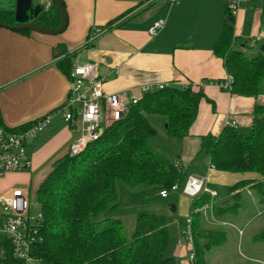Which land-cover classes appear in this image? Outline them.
Listing matches in <instances>:
<instances>
[{
	"label": "crops",
	"instance_id": "crops-1",
	"mask_svg": "<svg viewBox=\"0 0 264 264\" xmlns=\"http://www.w3.org/2000/svg\"><path fill=\"white\" fill-rule=\"evenodd\" d=\"M63 1L68 26L62 34L22 33L0 27L2 123L8 128H18L51 116L50 126L27 145L36 188L50 173L52 164L66 155L80 136V130L65 121L63 107L71 81L58 67L64 58H71L72 66L77 62L96 65L106 95H125L150 83L206 82L205 98L190 135L184 140H168V145L176 148L175 164L179 162L187 176L206 179L207 188L216 194L209 195L213 204L220 196V189L231 191L239 182L261 179L253 173L232 174L213 169L209 155L201 147L203 136H218L229 124H235L244 134L250 132L255 108L264 107V95L237 96L217 85L229 76L224 61L214 53L227 21L228 0H177L175 4L169 0ZM16 4L17 0H0V12H15ZM261 4L262 0H247L234 17L237 41L250 43L246 50H259L264 42ZM160 20L165 21L164 29L150 37L149 29ZM112 21V27L103 30L96 42H89L96 28L103 29ZM164 133L165 129L159 132ZM244 191L254 192L249 186ZM160 192L157 198L173 199L176 217L187 216L188 220L194 201L180 193H171L163 199ZM155 204L157 208L162 206L160 202ZM176 224H169L170 229H177ZM202 225L207 227L204 222ZM186 227L187 221L182 234ZM174 242L171 255L178 264H195L190 259L193 247L188 245V240L176 236Z\"/></svg>",
	"mask_w": 264,
	"mask_h": 264
},
{
	"label": "trees",
	"instance_id": "trees-1",
	"mask_svg": "<svg viewBox=\"0 0 264 264\" xmlns=\"http://www.w3.org/2000/svg\"><path fill=\"white\" fill-rule=\"evenodd\" d=\"M227 16L214 53L224 61L228 75L234 79L230 91L233 95L260 97L264 95V42L256 56H247L245 49L250 43L238 44L234 17ZM261 21L264 25V0ZM0 22L17 25L15 13L0 12ZM32 23L49 30L60 27L61 14L53 0L51 8L48 11L43 8ZM113 24L114 21L110 22L102 30L110 29ZM58 67L70 78L71 58H64ZM204 98L203 90L184 88L181 84L148 93L139 104L130 107L122 120L108 127L98 141L89 144L84 153L77 157L67 153L57 159L34 191L43 215L44 239L33 249L34 258L40 264H178L177 259L168 254L170 227L165 215L140 211L131 236L126 233L122 220L110 219L107 215L117 212L118 183L131 190L183 187L188 177L180 163H172L149 145L159 135V130L149 122L148 116L164 119L168 137L184 140L190 135ZM32 124L17 130L24 131ZM201 143L213 169L261 177L239 182L231 188L236 201L232 209L239 208L241 193L247 186L264 202V107L255 108L250 132L244 134L226 126L218 136H203ZM209 200V195H203L193 203L195 264H202L205 253L221 246L226 239L225 233L204 227L198 221L202 211L210 209ZM229 209L219 207L216 214ZM0 264H24L12 256L6 240L0 242Z\"/></svg>",
	"mask_w": 264,
	"mask_h": 264
},
{
	"label": "built area",
	"instance_id": "built-area-1",
	"mask_svg": "<svg viewBox=\"0 0 264 264\" xmlns=\"http://www.w3.org/2000/svg\"><path fill=\"white\" fill-rule=\"evenodd\" d=\"M247 0H228L227 12L235 17ZM175 4L177 0H169ZM39 3L51 7L49 0H39ZM165 27V21H157L148 31L150 37H155ZM105 31L96 28L90 37L94 43ZM71 89L63 107L66 112L65 121L80 130L79 138L68 149L71 157L84 153L89 144L98 141L104 131L114 123L122 120L133 105L139 104L142 98L156 91L173 86L169 83H150L139 86L125 95L104 93V81L99 77L97 67L90 63H75L70 76ZM233 77L217 82V85L226 91H231ZM206 82L183 83L184 88L203 90ZM51 124V116L47 115L35 121L28 129L18 131L20 128H8L2 123L0 114V179L11 173H21L30 170L33 160L27 152L28 143ZM228 126L235 127V124ZM22 127V126H21ZM206 179L188 176L184 186H173L171 190H161L163 199L171 193H180L193 201L203 195L216 196L206 186ZM32 194L30 188H14L0 195V242L6 240L12 249V256L24 264H40L33 256V249L43 243L41 226L43 215L41 211L36 217L31 215ZM37 204L38 201H37ZM193 219L187 220L185 235L193 247ZM194 261V248L190 255Z\"/></svg>",
	"mask_w": 264,
	"mask_h": 264
},
{
	"label": "rangeland",
	"instance_id": "rangeland-1",
	"mask_svg": "<svg viewBox=\"0 0 264 264\" xmlns=\"http://www.w3.org/2000/svg\"><path fill=\"white\" fill-rule=\"evenodd\" d=\"M34 2L38 4L39 0H34ZM237 42L240 45L243 41L238 39ZM245 53L249 57H254L258 53V48L253 50L248 49ZM148 120L160 133H163L164 119L148 116ZM168 140L173 139L169 138L165 133L162 135L159 134L149 142V145L156 152L165 155L172 163H175L177 161V155L173 154V151L176 150V148H174V145H168ZM31 169L21 173L7 174L1 178L0 195L14 188H30L32 194L31 215L36 217L40 212V205L37 204V197L34 195L36 189L34 179L36 174L32 173ZM28 176H31L30 179ZM25 183L30 184L27 185ZM118 189L119 201L117 212L108 214L107 216L110 219L122 220L125 231L129 236H131L135 230L138 212L148 210L153 213L165 215L168 218L169 224L177 223V229H175V227L170 229L169 255L172 254L174 249L176 236L179 238L183 236L184 239L186 238V240H188L185 232L182 234V231L185 230L187 216L185 219L176 217L177 212H173L171 208V206H173V203H171L173 199L170 198L167 201H160L157 198L158 190L156 188L131 190L122 183H118ZM232 197L233 194L230 188L226 190L220 189V196L216 199L215 204H213L212 198H210L208 203V207L210 208L209 211L203 210L198 218L200 223L204 222L207 227L220 230L225 233L226 236L224 244L213 247L210 251L206 252L201 263L264 264V238H262V236H264V202L255 192L243 191L240 196V206L237 210H234L231 207L236 204V201ZM157 202L162 204L160 208H157L159 207L155 204ZM222 206L230 207V209L220 214H215L216 210ZM199 209L200 208H198L197 211ZM163 210H166V212ZM191 214L190 212L189 216H191ZM179 228L181 232L178 230ZM188 245L190 246L191 244L188 242Z\"/></svg>",
	"mask_w": 264,
	"mask_h": 264
},
{
	"label": "water",
	"instance_id": "water-1",
	"mask_svg": "<svg viewBox=\"0 0 264 264\" xmlns=\"http://www.w3.org/2000/svg\"><path fill=\"white\" fill-rule=\"evenodd\" d=\"M53 2L61 14V25L56 30L45 29L44 27L32 23V21L37 18L43 10L42 4L39 2L38 4H35L34 0H17L16 9L14 12L17 25L9 26L0 22V27L18 32L30 30L32 32L52 36L62 34L68 26L67 11L61 0H53ZM171 207L172 210L175 211V206Z\"/></svg>",
	"mask_w": 264,
	"mask_h": 264
},
{
	"label": "bare ground",
	"instance_id": "bare-ground-1",
	"mask_svg": "<svg viewBox=\"0 0 264 264\" xmlns=\"http://www.w3.org/2000/svg\"><path fill=\"white\" fill-rule=\"evenodd\" d=\"M49 1L51 2V0H49ZM42 7L45 8V10H46V6L45 5H42Z\"/></svg>",
	"mask_w": 264,
	"mask_h": 264
}]
</instances>
